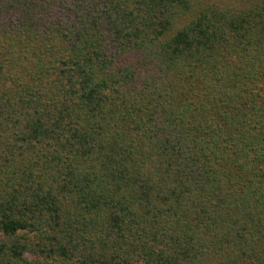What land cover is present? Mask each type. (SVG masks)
Listing matches in <instances>:
<instances>
[{
	"label": "trees",
	"instance_id": "1",
	"mask_svg": "<svg viewBox=\"0 0 264 264\" xmlns=\"http://www.w3.org/2000/svg\"><path fill=\"white\" fill-rule=\"evenodd\" d=\"M0 264H264V0H0Z\"/></svg>",
	"mask_w": 264,
	"mask_h": 264
}]
</instances>
